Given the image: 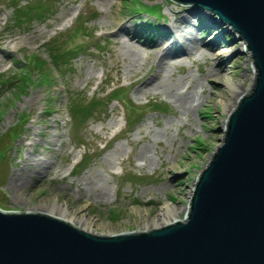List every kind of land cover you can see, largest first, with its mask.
<instances>
[{"label":"rangeland","instance_id":"374dc122","mask_svg":"<svg viewBox=\"0 0 264 264\" xmlns=\"http://www.w3.org/2000/svg\"><path fill=\"white\" fill-rule=\"evenodd\" d=\"M151 4L159 6V15L143 13L141 6ZM23 6H33L30 15ZM190 6L174 0H0V76L15 80L0 77L1 209L72 217L73 225L103 235L150 229L145 227L165 209L176 208L175 218L186 219L195 176L222 144L225 118L253 75L251 52L239 47L245 40L218 20L221 43L233 52H222L229 56L223 57L226 73L204 79L213 55L202 45L195 56L165 71L164 81L175 84L173 90L202 91L187 116L161 91H136L156 69L154 61L145 59L148 47L162 39V26L171 29L180 22V8L184 13ZM116 23L128 34H111ZM208 31L197 29L200 43L210 38ZM162 44L160 52L168 45ZM129 45L142 65L128 66ZM77 49L82 51L76 54ZM65 50L70 55L58 59L57 70L49 52L58 58ZM32 58L43 61L52 79L39 82V67L31 68V82L19 91L14 86ZM246 72L237 88L242 92L229 101L226 112L222 87L234 85ZM112 90L118 99L109 98ZM73 95L81 97L80 105L99 98V113L83 118L81 110L73 118L68 112ZM128 118L135 120L130 128L124 124ZM35 160L47 162L48 171H30ZM19 174L21 187H12L10 179Z\"/></svg>","mask_w":264,"mask_h":264},{"label":"water","instance_id":"95a60500","mask_svg":"<svg viewBox=\"0 0 264 264\" xmlns=\"http://www.w3.org/2000/svg\"><path fill=\"white\" fill-rule=\"evenodd\" d=\"M174 1L230 25L253 69L222 144L195 176L186 219L103 235L45 212L0 208V264H264V0Z\"/></svg>","mask_w":264,"mask_h":264},{"label":"bare ground","instance_id":"6f19581e","mask_svg":"<svg viewBox=\"0 0 264 264\" xmlns=\"http://www.w3.org/2000/svg\"><path fill=\"white\" fill-rule=\"evenodd\" d=\"M169 12H173V10L168 9ZM184 9L180 8L177 12L179 14L181 13L182 16H180L181 20L176 25H172L171 29L166 26H162L160 29V40H158V43H154L153 45H150L148 47V52L145 54V59H151V61H154L156 63V69L155 71L147 77L140 86L137 87V92H143L146 94L148 90H156L155 94H158V91H161L169 100H171L173 103H175V106L180 109L181 115L187 116L191 109L193 108L194 104L197 103V101L200 100V95L202 94V91H200L198 94L196 92H193V89L191 90L190 95L187 94L188 92L186 90L179 91V90H173L175 87V84L168 83L164 81V75L167 67H171L175 64H178L179 61H182L183 59L190 58L191 56H195L199 51V45L204 46V48H207L209 55H213L212 58L210 57V67L209 71L204 76V79L208 81L207 79L209 76L214 75L215 73L219 71H223L224 73L227 72V65L224 63V60L227 59L230 54H233L231 50L227 47V45H223L220 40V33L216 32L218 28H220L221 22L218 21L217 18L213 17L212 15H209V13L204 12L200 7L196 6H190L188 9L185 10L184 13H182ZM172 13V14H173ZM180 14V15H181ZM193 16L195 19V23H192L190 21V17ZM195 25V27H194ZM118 28L111 29V34H114L115 36L118 35H127L128 30L127 28H121L118 23H116V26ZM120 27V28H119ZM197 29H208V34L210 37L207 41L200 43L199 38L197 37ZM227 30L226 26L223 27V32ZM230 35L226 37V39L229 38ZM159 42L161 43H168L165 48H163V51L160 52ZM162 44V45H163ZM244 41L240 43V49L243 46ZM212 46L213 48H209V46ZM164 46V45H163ZM214 47H223L222 50L215 51ZM128 53H129V63L128 66H135L137 64H141L140 54L132 48L130 45L128 46ZM247 49V48H246ZM210 50V52H209ZM229 53L222 54V52ZM150 54V55H149ZM205 55V54H204ZM223 57L225 59H223ZM142 58V56H141ZM212 62H218L215 66H212ZM142 65V64H141ZM247 77V72L242 74V78L238 80V82L227 85V89H224L222 87V99L225 101L224 104H222L223 109L228 112L230 111L229 101L233 98L237 97L242 90L237 91V88L245 81ZM194 79L191 80V83H194ZM220 85V84H217ZM216 85V86H217ZM181 88V87H180ZM217 90V88H214ZM225 92V95L224 93ZM190 96V98H189ZM194 96V97H193ZM234 110V109H232ZM178 122L182 123V120L178 118ZM26 162V168H29L27 164H31L26 158L24 159ZM34 166L30 171L32 172H38V173H44L48 171L47 169V162L41 161V160H35L32 163ZM21 180L22 176L19 174V176L12 177L9 181V184L14 187H21ZM88 192L91 191L87 188ZM53 207V206H51ZM49 212H52L51 210H47ZM176 211V208L172 209H165L159 212L157 215L158 217L152 219L149 224L145 228H152V227H158L160 225H164L168 222H171L175 219L174 213ZM64 215H62L63 218ZM65 219V218H63ZM71 222L72 217L69 219H66Z\"/></svg>","mask_w":264,"mask_h":264},{"label":"trees","instance_id":"16d2710c","mask_svg":"<svg viewBox=\"0 0 264 264\" xmlns=\"http://www.w3.org/2000/svg\"><path fill=\"white\" fill-rule=\"evenodd\" d=\"M141 7H142L141 8L142 10L150 9V12H155V13L160 10L158 5H151L149 7H147L146 5H142ZM18 8H20V7H18ZM32 8H33V6L21 7V9H24V11L26 12L25 13L26 15H30V11ZM15 19H16V21L18 20V18H16V16H15ZM54 51H55V49H54ZM54 51L52 53L49 52V54L51 56V59H52L54 66L57 68V70H59L60 64H58V59H64L65 57L70 55V53L67 50L61 51V53L58 55V58H57V54ZM70 51H72V55H74V51L73 50H70ZM81 51L82 50L77 49L76 54H78ZM31 62H32V64L23 65V67H22L23 74L20 75V77L18 79L19 80L18 84H16L14 86L15 89L21 91V90H23L24 82H26V81L29 83L31 82V80L29 78V74H28L29 72H31V68L35 69V68L39 67L40 72L42 74V77L39 79V82L47 83L48 81H50L49 78L52 79L49 69L47 68V66H45V64L43 63V61L41 59H38V58L33 59L32 58ZM1 78L3 80H5L6 82H10L13 80V78H11V77H10L11 79L9 80L7 76H5V78H4V76ZM14 81H12V82H14ZM118 97H119V94H118V91H116V90H112V92L109 94V98L111 100L112 99L116 100V99H118ZM80 99H81L80 96L78 98L76 97V95L69 96L68 112L73 118H75L77 114H81V110L83 112V115H82L83 118H88V116H91V115L95 116L97 113H99V109L97 108V106H100L98 103L99 98L90 97L88 100H85L81 105H80V102H81ZM129 118L127 119V122H126V125L128 128L132 127V125L135 123V120H130ZM25 120L26 119L22 118L21 122H23Z\"/></svg>","mask_w":264,"mask_h":264}]
</instances>
